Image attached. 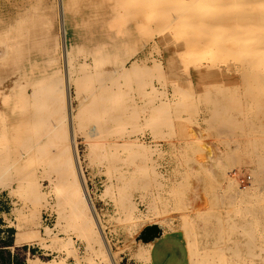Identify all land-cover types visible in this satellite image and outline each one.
Segmentation results:
<instances>
[{"label":"rangeland","instance_id":"1","mask_svg":"<svg viewBox=\"0 0 264 264\" xmlns=\"http://www.w3.org/2000/svg\"><path fill=\"white\" fill-rule=\"evenodd\" d=\"M69 72L72 148L102 248L78 236L55 170L69 151L63 111L46 121L58 141L47 157L15 144L31 111L20 102L48 90L65 112ZM259 157L264 0H0V244L25 264H143L172 229L190 264H261Z\"/></svg>","mask_w":264,"mask_h":264},{"label":"bare ground","instance_id":"2","mask_svg":"<svg viewBox=\"0 0 264 264\" xmlns=\"http://www.w3.org/2000/svg\"><path fill=\"white\" fill-rule=\"evenodd\" d=\"M171 1V0H170ZM197 0H195L196 2ZM200 2V1H199ZM168 3V2H167ZM172 3V2H171ZM248 3V2H247ZM197 4V3H196ZM200 4V3H199ZM199 4H197L199 6ZM259 7V6H257ZM258 9V8H257ZM251 12V11H250ZM183 13V12H182ZM245 13V12H244ZM81 71V70H80ZM68 72V71H67ZM125 74V73H124ZM110 76V75H109ZM87 78V77H86ZM84 78H82L83 80ZM110 79V78H109ZM106 82V81H105ZM73 83V74L71 72L68 73V76H67V80H66V101H65V104H66V109H65V112H64V107L62 106L61 108H58L57 106V103H58V99L56 98V95L53 93L54 96H51L49 94H47L46 91L45 94L42 96H37L36 97V101L38 102H33V103H26L25 101L26 100H23V102H20V104H26V106L29 107V109L31 110L29 112V114H27V118H26V121L24 122V126L27 125L24 127V128H21V129H18V130H26L27 129V132L28 134L26 136H22V141L20 142H17L15 143L16 145L19 144L20 146H23L25 147L26 149H28L29 151L31 150H36L38 151L39 153H41L42 155L46 156L48 155L51 150H53L51 147V145H54L56 144V141L55 142V138L54 136H57V132L55 135H53L55 133H53V130L50 129L49 127L46 126V121L51 119V118H54V116L60 114V112L62 113L63 111V117L61 119V122L60 123H66V127L65 125L63 127H65V134L64 136H61V139L63 137V139H58V140H65L64 142V146H65V149H68V153L65 155H61L60 158H61V165L59 167H57L55 170L59 172L60 174V177H61V180L63 182V186H66L67 189H66V193H65V202H66V205H68L70 207V209L72 210V216H73V219L75 221V224L77 225V228H78V236L84 240H86L87 242H91V241H95L97 243H99L100 247L102 248L103 246V242L102 239V234L100 233L99 231V228L97 226V223H96V219L92 213V210H91V207L89 205V201L87 199V196H86V193H85V190L83 188V184H82V181H81V177H80V174H79V171H78V167H77V164H76V161H75V153L73 152V148H72V144H73V136H74V129H73V122H72V116H71V111H70V107H69V100H68V88L72 85ZM106 86V85H105ZM108 87V86H107ZM90 88V87H89ZM88 88V89H89ZM106 88V87H104ZM50 89V88H49ZM92 89V88H91ZM90 89V90H91ZM97 90V89H96ZM54 92V91H53ZM95 94V93H94ZM101 96V95H100ZM94 97V96H93ZM60 98V97H59ZM108 100V99H107ZM102 103V102H101ZM62 104H64V101L62 100ZM89 104V103H88ZM61 105V104H60ZM82 111V110H81ZM65 113V114H64ZM96 113V111L94 112ZM89 114V113H88ZM58 117V116H56ZM90 119V117L88 118V120ZM93 119V118H92ZM91 119V120H92ZM54 120V119H53ZM104 120V119H103ZM112 120V119H111ZM116 118H114V122H115ZM96 121V120H95ZM94 121V123H95ZM117 121V120H116ZM113 122V120L111 121ZM120 122V121H119ZM122 122V121H121ZM116 123V122H115ZM44 125V127H43ZM51 125V124H50ZM99 125V123H98ZM59 126V124H58ZM60 126V127H62ZM89 126V125H87ZM93 126V125H92ZM95 126V125H94ZM55 127V126H54ZM96 127V126H95ZM93 127V128H95ZM106 127V126H105ZM114 128V127H113ZM111 128V130L113 129ZM56 129V128H55ZM60 129V128H59ZM115 129V128H114ZM58 130V129H57ZM56 130V131H57ZM62 130V129H61ZM93 130V129H92ZM99 129H97L95 131L94 129V133L95 136H100V135H97V131ZM118 131V130H117ZM123 131V129H122ZM100 132V131H99ZM98 132V133H99ZM60 134V133H59ZM61 134L63 135V133L61 132ZM109 134V132L107 133ZM106 134V135H107ZM68 135V136H67ZM263 136V134L261 135ZM92 137V136H91ZM94 137V136H93ZM58 138V137H57ZM95 138V137H94ZM251 138V136L249 137ZM255 138V137H254ZM44 139H48V143L47 142H44L43 140ZM15 141V140H14ZM17 141V140H16ZM249 141V140H248ZM247 141V143H248ZM250 142V141H249ZM57 145V144H56ZM55 145V146H56ZM60 145V144H59ZM115 146V145H114ZM120 146V145H119ZM54 147V146H53ZM63 148V147H62ZM61 148V150H62ZM250 148V147H249ZM255 148V146H254ZM58 149V148H57ZM236 149V148H235ZM59 150V149H58ZM255 150V149H254ZM248 152H251V151H248ZM38 153V154H39ZM64 153V152H63ZM102 153V152H101ZM239 153V152H238ZM247 153V151H246ZM56 153L53 154V158L55 156ZM214 154V153H213ZM51 155V154H50ZM240 155V154H239ZM249 155V153H248ZM44 156L42 158H44ZM135 155H133L134 157ZM228 156V155H227ZM47 157V156H46ZM51 158V156H48ZM99 157V156H98ZM241 157V155H240ZM243 157V156H242ZM241 157V158H242ZM136 158V157H135ZM134 158V159H135ZM212 158V157H211ZM230 158H234V156L232 157V155L230 156ZM45 159V158H44ZM49 159V158H48ZM231 160H238V157L237 159H230V162L233 163ZM244 160V158H243ZM133 161V160H132ZM242 161V159H241ZM45 162V161H44ZM50 163V164H59V159H52V160H48L46 161V164ZM131 162V161H130ZM258 171H255L254 172V176L256 178V180H263L264 178V172L262 171V167H264V159L263 158H260L258 159ZM45 164V163H44ZM208 164V163H207ZM49 165V164H48ZM233 166V165H232ZM48 167V166H47ZM51 167V166H50ZM55 167V165H54ZM54 170V169H53ZM49 171V170H48ZM58 172H55V173H58ZM118 178V177H117ZM233 181V180H232ZM135 183V182H134ZM201 190V189H200ZM202 193V192H200ZM239 195V194H238ZM241 197V195H240ZM237 198V196H236ZM237 200V199H236ZM241 200V199H240ZM239 201V200H238ZM239 203V202H238ZM199 204V203H198ZM233 205L232 203L230 204V206ZM236 205V204H235ZM197 206V205H196ZM238 206V205H237ZM198 207V206H197ZM239 207V206H238ZM205 208V207H204ZM196 209V208H195ZM202 209V208H201ZM60 212V218L59 220L63 219V214L61 211ZM249 214V213H248ZM250 217V216H249ZM254 217V216H253ZM205 219V218H204ZM208 219V218H207ZM222 220V219H221ZM210 221V220H209ZM219 221V220H218ZM208 222V221H207ZM206 224V222H205ZM217 225H220V221L218 222ZM216 225V226H217ZM207 226V224H206ZM222 227V226H220ZM95 229V230H94ZM237 229V228H236ZM96 231V232H95ZM248 231V230H246ZM244 232V231H243ZM241 232V233H243ZM51 234L53 235V233L49 230L46 231V234ZM221 234V233H220ZM245 234V232L243 233ZM210 235V234H209ZM255 236V235H254ZM251 237V236H250ZM263 238V237H262ZM261 238V239H262ZM79 239V238H78ZM254 239V237H253ZM258 240V239H256ZM259 241V240H258ZM254 242V241H253ZM263 242V241H262ZM257 243V242H256ZM243 245H245L244 243H242ZM248 244H246L245 246H247ZM254 245V244H253ZM239 246V244H235V247L233 248H237ZM248 246H252V244L248 245ZM258 246V245H257ZM260 246H261V243H260ZM255 247V246H254ZM262 247V246H261ZM260 247V248H261ZM264 247V246H263ZM65 248V247H64ZM232 248V247H230ZM259 249V248H258ZM252 250V248H251ZM260 250V249H259ZM254 250L250 251L248 253V255H250L251 257L255 258V257H260L259 255L255 254V252L253 253ZM262 251V250H261ZM148 253V250H146L143 254H147ZM262 263H264V257L262 258ZM261 263V264H262ZM32 264H38L37 262H32ZM45 264H54L52 261L49 262V263H45Z\"/></svg>","mask_w":264,"mask_h":264},{"label":"crops","instance_id":"3","mask_svg":"<svg viewBox=\"0 0 264 264\" xmlns=\"http://www.w3.org/2000/svg\"><path fill=\"white\" fill-rule=\"evenodd\" d=\"M12 249L0 244V264H25ZM148 251V260L143 264H190L186 236L179 229L160 232L148 244Z\"/></svg>","mask_w":264,"mask_h":264},{"label":"built area","instance_id":"4","mask_svg":"<svg viewBox=\"0 0 264 264\" xmlns=\"http://www.w3.org/2000/svg\"><path fill=\"white\" fill-rule=\"evenodd\" d=\"M248 180H250V177H248Z\"/></svg>","mask_w":264,"mask_h":264},{"label":"water","instance_id":"5","mask_svg":"<svg viewBox=\"0 0 264 264\" xmlns=\"http://www.w3.org/2000/svg\"><path fill=\"white\" fill-rule=\"evenodd\" d=\"M159 234V233H158Z\"/></svg>","mask_w":264,"mask_h":264}]
</instances>
